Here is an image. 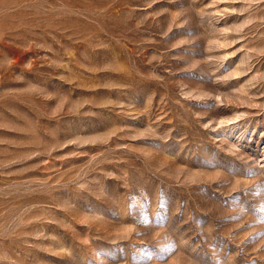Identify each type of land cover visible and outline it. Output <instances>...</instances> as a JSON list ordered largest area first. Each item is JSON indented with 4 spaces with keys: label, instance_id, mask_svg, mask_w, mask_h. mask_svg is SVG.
<instances>
[{
    "label": "rangeland",
    "instance_id": "rangeland-1",
    "mask_svg": "<svg viewBox=\"0 0 264 264\" xmlns=\"http://www.w3.org/2000/svg\"><path fill=\"white\" fill-rule=\"evenodd\" d=\"M0 264H264V0H0Z\"/></svg>",
    "mask_w": 264,
    "mask_h": 264
}]
</instances>
